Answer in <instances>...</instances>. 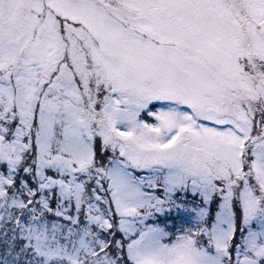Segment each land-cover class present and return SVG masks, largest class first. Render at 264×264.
Instances as JSON below:
<instances>
[{
	"label": "snow or ice",
	"instance_id": "obj_1",
	"mask_svg": "<svg viewBox=\"0 0 264 264\" xmlns=\"http://www.w3.org/2000/svg\"><path fill=\"white\" fill-rule=\"evenodd\" d=\"M0 264H264V0H0Z\"/></svg>",
	"mask_w": 264,
	"mask_h": 264
}]
</instances>
